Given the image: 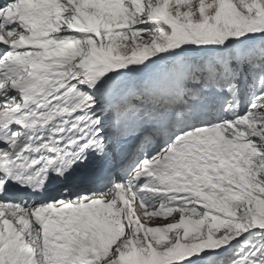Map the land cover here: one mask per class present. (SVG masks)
Segmentation results:
<instances>
[{"label":"snow or ice","instance_id":"6c2138e0","mask_svg":"<svg viewBox=\"0 0 264 264\" xmlns=\"http://www.w3.org/2000/svg\"><path fill=\"white\" fill-rule=\"evenodd\" d=\"M0 264H264V0H0Z\"/></svg>","mask_w":264,"mask_h":264}]
</instances>
